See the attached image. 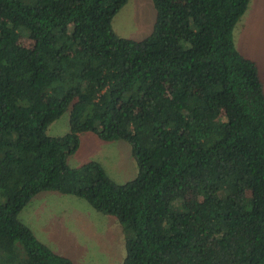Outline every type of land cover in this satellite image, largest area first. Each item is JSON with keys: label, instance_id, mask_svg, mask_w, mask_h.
Listing matches in <instances>:
<instances>
[{"label": "trees", "instance_id": "trees-1", "mask_svg": "<svg viewBox=\"0 0 264 264\" xmlns=\"http://www.w3.org/2000/svg\"><path fill=\"white\" fill-rule=\"evenodd\" d=\"M126 1L0 0V264H73L17 219L44 191L112 216L120 264H264V94L232 39L249 0H150L140 39L111 28ZM82 132L125 141L134 177L69 166Z\"/></svg>", "mask_w": 264, "mask_h": 264}, {"label": "rangeland", "instance_id": "rangeland-1", "mask_svg": "<svg viewBox=\"0 0 264 264\" xmlns=\"http://www.w3.org/2000/svg\"><path fill=\"white\" fill-rule=\"evenodd\" d=\"M254 4L264 7L263 0H254L252 5ZM153 19L154 10L150 0H127L112 17L111 28L120 37L140 39L149 33ZM234 27L232 39L236 50L245 57L258 61V58L262 59L264 31L260 36L254 35L245 40L241 38L238 30L234 32ZM18 42L23 46L31 43L25 37H19ZM260 68L263 73L264 65ZM66 131V112L45 129V133L50 136H58ZM69 156L66 160L69 166L87 161L98 162L115 183L130 180L136 172L129 145L125 141H102L90 132L79 134L78 148ZM49 192H40L32 197L18 212L17 219L50 249L70 254L73 264H120L124 255L121 225L112 216L94 211L82 199ZM41 197L46 198V201L39 202ZM61 199H64V204L60 202ZM70 199L78 201L72 202ZM63 209L65 213L61 212ZM52 221L56 224L50 225Z\"/></svg>", "mask_w": 264, "mask_h": 264}, {"label": "crops", "instance_id": "crops-1", "mask_svg": "<svg viewBox=\"0 0 264 264\" xmlns=\"http://www.w3.org/2000/svg\"><path fill=\"white\" fill-rule=\"evenodd\" d=\"M253 1L254 0H249L248 4L246 6V9L244 10L243 14L238 19V21L236 22V24L234 25L235 26L234 27V32L236 30H238V32L241 35V38L242 39H245V40L246 39H248V40L251 39V36H254V35L260 36L263 33V31H264V26H263L264 25V7H261L260 8L258 4H254V6H253L252 5ZM233 42H234V40H233ZM247 58H249V57H247ZM249 59H251V58H249ZM258 59H259L260 62L258 60H255V59H251V60L254 61L256 63V65H257L258 74H259V77L261 79L262 88H263L264 72L261 73V70H260L261 68L260 67H262L264 65V63L262 61V60H264V56L262 57V59L261 58H258ZM263 94H264V92H263ZM76 166H78V165H76ZM71 167H75V166H71ZM50 193H52V192H49V194ZM38 200H39V202H44V201H46V198L45 199H42V197H41ZM70 200H72V202H77L78 201L76 199L75 200L74 199H70ZM60 202H62V204H64L63 203L64 202V199H61ZM42 204H44V203H42ZM61 212L62 213H65V210L63 209V210H61ZM53 224H56V222H53L52 221V223H50V225H53ZM52 251L55 252V253H57V254L66 256V257H68L71 260V255L70 254H67V253H65L63 251H61V252L60 251H55V250H52ZM69 253H72V252H69Z\"/></svg>", "mask_w": 264, "mask_h": 264}]
</instances>
